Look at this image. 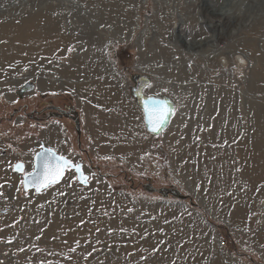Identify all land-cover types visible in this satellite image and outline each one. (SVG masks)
I'll list each match as a JSON object with an SVG mask.
<instances>
[{
  "label": "rangeland",
  "instance_id": "obj_1",
  "mask_svg": "<svg viewBox=\"0 0 264 264\" xmlns=\"http://www.w3.org/2000/svg\"><path fill=\"white\" fill-rule=\"evenodd\" d=\"M203 1L216 14L228 4ZM248 1L234 0L233 27L195 56L176 35L183 27L182 43L201 29L212 38L201 0H0V264H264V0ZM32 35L40 46L24 43ZM134 73L151 76L145 95L176 102L160 136L134 108ZM29 82L36 90L19 97ZM49 103L82 115L79 139L72 120L36 114ZM88 110L111 152L87 133ZM52 128L62 133L49 135L53 148L83 162L90 184L68 171L24 192L13 167L31 171ZM149 181L196 207L146 191Z\"/></svg>",
  "mask_w": 264,
  "mask_h": 264
},
{
  "label": "snow or ice",
  "instance_id": "obj_2",
  "mask_svg": "<svg viewBox=\"0 0 264 264\" xmlns=\"http://www.w3.org/2000/svg\"><path fill=\"white\" fill-rule=\"evenodd\" d=\"M148 86L150 87L151 85L149 84ZM142 108L146 126L151 133L157 135L169 123V116L174 115L176 112L174 105L168 101L156 99L154 96H146ZM102 158L111 159V157L107 156ZM13 170L24 173L23 163L17 162ZM66 171L77 174L81 183L87 184L89 182V177L85 175L81 164H74L68 157L58 154L55 149L41 145V150L38 153H34L32 171L30 173H24V178L20 183L25 189L32 188L39 194L51 188L53 185L58 184L64 177ZM2 187L3 185H0V188ZM0 196H3V192H0ZM129 211H132V209H129ZM11 242V240L8 241V243ZM76 245L77 247L79 246V241H76ZM20 250L23 251V249ZM70 251L75 252L76 248H71ZM90 255L91 253L87 254L85 259ZM67 258L71 259V257Z\"/></svg>",
  "mask_w": 264,
  "mask_h": 264
},
{
  "label": "bare ground",
  "instance_id": "obj_3",
  "mask_svg": "<svg viewBox=\"0 0 264 264\" xmlns=\"http://www.w3.org/2000/svg\"><path fill=\"white\" fill-rule=\"evenodd\" d=\"M226 1V3H228L227 5H221V12L220 13H214L212 10H207V9H210L209 7H211L213 10H214V8L212 7V6H209V4L208 3H206V1H203V0H201V3H202V5H203V13L204 14H206L207 13V11H209L208 13H209V15L206 17V16H203V17H205L208 21H209V23H211L212 25H210L208 28H211L212 30H213V32L215 33H213V35H212V38H209L208 36H206L207 34H206V29L204 30V29H201V30H199V32H197V34H195L194 33V35L193 36H191V38H188L189 39V41H190V43H186L185 41H183L184 43H182V38L184 37V29H183V27H180V28H178V30H177V35H176V38L178 39V41H179V43H180V46H181V48L184 50V52H187V54H192V55H195V56H199L198 54H201V53H203V52H210V49L208 48V47H210V48H215L216 47V45H217V43L220 41V39H221V37H220V35H221V33H220V31H219V28H221L223 31H224V29H226V28H228V27H231L232 26V24H233V21H229V17L231 18V15H232V10H234V7H235V4H234V0H225ZM249 3H256V4H258L257 2H259L258 0H249L248 1ZM261 3V2H260ZM190 5H188L189 7H193L194 9H200V7H198L200 4L198 3V4H193V3H189ZM247 5V4H246ZM249 6V5H248ZM247 6V7H248ZM252 7H255V6H252ZM226 8H232L231 9V12L229 11V9L227 10ZM241 12V11H240ZM244 12H245V10H244ZM249 12V11H248ZM202 16V15H201ZM193 19V18H192ZM224 20V22H225V20L226 21H228L227 22V24L226 23H223V24H221V21H223ZM234 20V19H233ZM32 24H34V23H32ZM36 24H34V25H31V26H29V29H37L38 27L37 26H35ZM233 27V26H232ZM231 27V28H232ZM1 28H2V30H3V32H4V34H5V25H3V26H1ZM34 30V32H38V29L35 31ZM217 33V34H216ZM205 35V37H204V40L202 41L201 40V38L200 37H202V36H204ZM224 35V34H223ZM47 37V41H52V39H53V37L51 36V35H47L46 36ZM29 38V37H28ZM198 38H200V40L198 41V42H196V40L198 39ZM5 40L7 39L6 37L4 38ZM38 39H39V35H37V36H35V35H32L31 36V39H29V40H26L27 42H24V43H26V44H29L30 46H33V47H36V45H39V41H38ZM181 39V40H180ZM191 39V40H190ZM14 40V39H13ZM34 40H36V42H34ZM8 41H9V39H8ZM23 43V44H24ZM178 43V44H179ZM5 45V44H4ZM18 46V45H17ZM40 46V45H39ZM183 46V47H182ZM3 47V49L1 50V53L2 54H0V62H2L3 64L6 62V60H7V58H8V56H7V50H6V46H2ZM9 47V46H8ZM27 47V46H26ZM216 49V48H215ZM30 50V49H29ZM212 50V49H211ZM30 51H32V49L30 50ZM48 52H50V50H48ZM1 58L3 59V61H1ZM1 64V63H0ZM119 73H116L115 72V75H118ZM257 77V76H256ZM118 78H119V76H118ZM260 84V83H259ZM122 85H123V83H122ZM262 85V84H261ZM110 88H112V89H110L111 91L110 92H112V94H114V97H113V101H118L119 100V102H122V105H125L124 103V100H123V97H122V93L120 92V91H118L116 88H114V85L112 86V87H110ZM121 105V104H120ZM120 107V106H119ZM125 108H126V106H125ZM134 108H137L138 109V107H134ZM85 112V111H84ZM90 111L88 110V114L86 115V116H89L88 117V122H87V128H86V130H87V133H89V135H91V139L92 140H94V142L97 144V146H99L100 148H102L104 151H106V152H111L110 150H108L109 148L106 146V142H105V144H104V142L102 141V139H100L99 137H98V135H100V134H97L96 133V131H95V125L97 126V123L94 121V117H97V115H96V113L95 112H91V113H89ZM125 112H127L126 111V109H125ZM86 113V112H85ZM85 113H84V115H85ZM82 115L80 116V114H79V121L81 120L82 121ZM93 118V119H92ZM124 118H127V119H124L125 121L127 120V126H129V125H131V123H132V119L134 120V116L133 115H128V116H125ZM112 120V119H111ZM85 122H86V120H84ZM91 123H93V125L94 126H91ZM107 125H109V124H107ZM120 125H122V124H120ZM80 128H81V123H80ZM101 128V127H100ZM109 129V128H108ZM125 129V128H124ZM120 130V129H119ZM102 131V130H101ZM113 132V131H112ZM49 133V134H48ZM119 133V132H118ZM47 134V135H46ZM46 134H44V137H45V139H50L51 141L53 140L52 138H49V135H51L52 134V136H54L55 138H56V135H60L61 136V132H60V129L59 128H52L49 132H46ZM109 136V135H108ZM51 141H46L48 144H50L51 143ZM101 142H103V143H101ZM262 142H264V140L263 139H261L260 140V142H258L257 144H259V145H261L262 146ZM60 143V142H59ZM51 145V144H50ZM60 145V144H59ZM57 146L58 148H60V146ZM260 148V147H259ZM262 148L264 149V147L262 146ZM61 149H62V147H61ZM61 149H59V151L61 150ZM261 149V148H260ZM125 150V149H124ZM91 151L93 152V154H95V150L94 149H92L91 148ZM31 153V152H30ZM114 153H120V150L118 149V150H116V148H115V151H114ZM256 157V156H255ZM32 153L30 154V163L32 164ZM253 159H255V158H253ZM256 159H258V157L256 158ZM255 159V160H256ZM254 160V161H255ZM259 161V160H258ZM257 162V161H256ZM252 168V167H251ZM30 171V169L29 168H26L25 169V171H24V173H27V172H29ZM2 173H0V175H1ZM252 176V175H251ZM254 178V177H253ZM253 178H252V181H254L253 180ZM20 181V180H19ZM13 184H16V179L15 180H13ZM16 188H18V187H16Z\"/></svg>",
  "mask_w": 264,
  "mask_h": 264
},
{
  "label": "water",
  "instance_id": "obj_4",
  "mask_svg": "<svg viewBox=\"0 0 264 264\" xmlns=\"http://www.w3.org/2000/svg\"><path fill=\"white\" fill-rule=\"evenodd\" d=\"M132 81L134 82V86L131 89V94H132V96L134 98L135 104L141 109V111L143 113L142 105L144 103L145 97L147 96V95L144 94V90L149 87L148 86L149 84L151 85L152 80L150 79V77H148L146 75L135 74V75L132 76ZM27 85H28L27 87H23L21 90L17 91V94H18L19 97L24 96V92L32 91L34 89V83H28ZM150 96H154L156 99H159V100L168 101L170 104L175 106L174 100L168 95L157 94V95H150ZM51 109H53L55 111V113L52 114L53 117H58V118H64L65 117V118H68V119L72 120L74 122V124H75L76 132L78 133V135L80 137V121H79V117H78L77 111H73L74 109L69 108V107H68L67 110L66 109L63 110V109H61L60 107H57V106H53V107H51ZM143 117H144V113H143ZM172 117H173V115L169 116V123L167 124L166 127H164V129L158 135L157 134H153V133H151L149 131L148 127L146 126L145 119H144V124H145L146 130L153 137L160 136L167 129V127L169 126ZM43 146L46 147L44 144H43ZM40 150H41V147L36 153H38ZM71 161L74 164H76L75 161H73V160H71ZM33 163H34V157H33ZM79 164L82 165V170L84 171L83 164L82 163H79ZM23 165H24V171H25L26 166H25L24 163H23ZM31 171H29L27 173H30ZM66 172H65V175H66ZM18 173L22 176V179H23L24 178V173H21V172H18ZM65 175H64V177H65ZM85 175H87L89 177V175L86 172H85ZM76 176H77V181L80 184H82L83 186H89L90 177H89V182L87 184H84V183L80 182L77 174H76ZM64 177L61 179V181L58 184H60L63 181ZM58 184H55V185H58ZM142 187L146 191H148L150 193H158V194H160V196H162L164 198H167V197L171 196L174 199H177V200H180V201H187L188 200L191 204H192V201H193V199H192V197L190 195L183 194L176 187L156 188V187H154L152 185L151 181L147 182L146 184H143ZM23 191L24 192H28V191H35V190L32 189V188L25 189V187L23 186Z\"/></svg>",
  "mask_w": 264,
  "mask_h": 264
},
{
  "label": "flooded vegetation",
  "instance_id": "obj_5",
  "mask_svg": "<svg viewBox=\"0 0 264 264\" xmlns=\"http://www.w3.org/2000/svg\"><path fill=\"white\" fill-rule=\"evenodd\" d=\"M28 85L26 84L25 85V87H27ZM133 86H134V83H133ZM22 88H23V86H22ZM21 88V89H22ZM36 90V89H35ZM25 94H27V93H25ZM24 94V95H25ZM51 106H55V105H53L52 103H51V105H50V103L48 104V105H45V106H42L39 110H38V112H36V114H39V116H41V115H50V116H52V109L50 108ZM63 110H64V108H63ZM35 114V113H34ZM66 119H68V118H66ZM68 120H70V119H68ZM74 128H75V124H74ZM75 132H76V129H75ZM77 133V132H76ZM77 137H78V139H79V135H78V133H77ZM141 186V185H140ZM135 187V186H134Z\"/></svg>",
  "mask_w": 264,
  "mask_h": 264
},
{
  "label": "crops",
  "instance_id": "obj_6",
  "mask_svg": "<svg viewBox=\"0 0 264 264\" xmlns=\"http://www.w3.org/2000/svg\"><path fill=\"white\" fill-rule=\"evenodd\" d=\"M43 140H44V139H43ZM46 141H49V139H46ZM46 141H45V142L42 141L41 144H44L46 147H47V146H48V147L50 146L51 148H53L54 143H50V144H51V145H50V144H48ZM54 146L56 147L57 145H54ZM53 149H55L57 152H59L61 155H63V154L59 151L58 148H57V149H56V148H53ZM33 151H34V150H33ZM33 151H32V152H33ZM64 156L69 157L68 155H64ZM69 158H70V157H69ZM18 178H19V177L17 176V179H18Z\"/></svg>",
  "mask_w": 264,
  "mask_h": 264
},
{
  "label": "built area",
  "instance_id": "obj_7",
  "mask_svg": "<svg viewBox=\"0 0 264 264\" xmlns=\"http://www.w3.org/2000/svg\"><path fill=\"white\" fill-rule=\"evenodd\" d=\"M119 72H121L122 73V71L120 70ZM134 74H142V75H146V76H148V77H150V79H151V76L150 75H148V74H146V73H134ZM152 80V79H151ZM34 83V82H33Z\"/></svg>",
  "mask_w": 264,
  "mask_h": 264
}]
</instances>
